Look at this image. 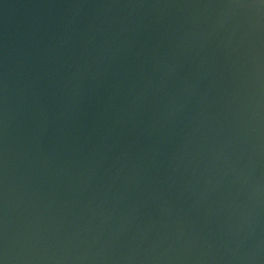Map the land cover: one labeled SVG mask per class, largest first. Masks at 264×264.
Returning <instances> with one entry per match:
<instances>
[{
	"label": "water",
	"instance_id": "95a60500",
	"mask_svg": "<svg viewBox=\"0 0 264 264\" xmlns=\"http://www.w3.org/2000/svg\"><path fill=\"white\" fill-rule=\"evenodd\" d=\"M0 264H264V0H0Z\"/></svg>",
	"mask_w": 264,
	"mask_h": 264
}]
</instances>
